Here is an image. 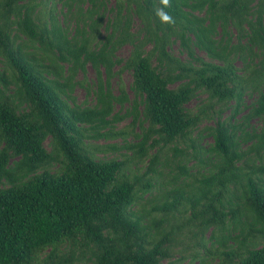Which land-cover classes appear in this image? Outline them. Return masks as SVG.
Listing matches in <instances>:
<instances>
[{
	"label": "trees",
	"instance_id": "obj_1",
	"mask_svg": "<svg viewBox=\"0 0 264 264\" xmlns=\"http://www.w3.org/2000/svg\"><path fill=\"white\" fill-rule=\"evenodd\" d=\"M87 1L91 6L68 35L52 10L41 17L39 1L0 0V264H161L171 239V230L164 227L169 214L186 202L191 219L202 217L201 226L224 228L228 212L231 218L241 214L240 205L230 200L225 211L222 197L231 185L241 189L237 198L253 224L264 228V0H171L165 11L175 20L172 25L156 16L163 7L160 0H125L126 10L140 17L148 36L138 38L122 29L102 39L96 30L100 17L92 18L102 0ZM64 4L71 10L70 1ZM89 18L92 32L86 33ZM170 36L180 39L187 61L169 53ZM126 41L133 46L123 66L132 69V89L139 97H134L133 112L142 100L149 121L129 148L146 155L147 146L158 141L147 144L154 131L182 156L187 152L177 143L187 140L190 157L199 163L193 182L161 192L141 211L135 205L153 187L152 177L124 173L122 160L96 159L83 141L88 129L94 130L91 137L103 135L95 128L108 123L112 99H127L122 86L119 98L109 90L114 51ZM148 42L153 46L146 51ZM194 47L211 60L198 56ZM237 58L243 62L239 68ZM87 63L97 75L96 105L79 108L69 92ZM199 91L207 93L206 100L196 111L186 108ZM251 92L256 99L242 113L243 97ZM20 102L29 110L20 111ZM225 108L231 112L222 117ZM204 119L213 120L206 127L212 144L205 152L197 143L201 134L191 136ZM252 119L260 120L259 128L251 127ZM48 136L50 151L44 146ZM10 156L18 157L12 169L6 167ZM54 159L59 171L51 172L47 165ZM156 161V154L149 158L147 171L159 174ZM172 162L178 168L174 181L195 175L181 159ZM248 230L257 232L252 224ZM223 255L228 264H264V241Z\"/></svg>",
	"mask_w": 264,
	"mask_h": 264
},
{
	"label": "rangeland",
	"instance_id": "obj_2",
	"mask_svg": "<svg viewBox=\"0 0 264 264\" xmlns=\"http://www.w3.org/2000/svg\"><path fill=\"white\" fill-rule=\"evenodd\" d=\"M39 1V8L41 17L47 18L48 13L52 10L56 22L62 27L66 28L68 35H72L75 31L76 23L78 19L84 15L86 8L91 6L90 1L84 0H36ZM64 1H70L72 8L66 11V5ZM123 2V7H120L119 2ZM127 12V13H126ZM98 15L100 17V24L96 27L98 35L102 39L107 34L113 33V37L120 34L122 29H126L131 35L134 34L138 38L148 36V30L140 17L133 11H127L125 8V0H102L101 5L97 7V13L92 15V18ZM119 20V23L114 21ZM92 19H87L84 25L86 33L92 32L89 22ZM80 26V25H79ZM115 27V28H114ZM230 31L232 36L235 34L234 28L231 27ZM21 38V37H19ZM18 38V41L20 40ZM167 49L173 56L187 61L185 50L180 45V39L176 36H170ZM233 42L237 39L233 37ZM132 43L130 41L123 42L117 45L113 59L115 63L113 65V75L109 79V90L114 98L121 96V86L127 96L126 100L119 101L112 99L111 101V113L106 117L108 123L100 125L95 128L102 136L91 137L94 133L93 129H88L84 132L86 135L84 143L87 150L96 159H117L122 160L124 164V173L137 175L140 178L147 179L152 177L153 187L149 191L144 192L137 200L135 209L141 211L144 208H149L151 201L156 200L161 192H168L174 188H177L185 183L193 182L192 179L199 177L195 171L199 167L197 159L190 157L191 148L188 145L187 140L179 139L177 146L187 152L186 156H182L179 152L175 154L172 144H165L159 135L154 131L150 132V137L147 144H150L153 140H158L157 143L152 146H147L146 155L141 154L138 148H129L131 144L137 143L142 138V132L149 126L148 118L145 116L143 109L144 104L139 101L136 107V113L133 112V100L136 96L133 89V73L132 69L125 68L123 65L126 63L130 52L132 50ZM152 42H148L145 45V49L150 50L152 48ZM196 54L206 60H211L205 51L194 47ZM156 63V57L152 59V64ZM234 64L236 67H241L243 62L241 59H235ZM4 68V63L0 61V71ZM106 76L104 72L101 73V80L103 87H105ZM97 75L93 67L87 63L85 72L78 71L74 77V85L69 92L70 96L74 100V103L79 108L89 107L92 108L96 105V89H97ZM177 84L174 83L173 85ZM2 87V86H1ZM12 87V86H10ZM11 92V88L8 90ZM256 93H246L243 97L246 107L242 109V113L247 110L253 101L256 99ZM137 100L139 99L138 96ZM207 93L199 91L186 103V108L196 111L199 106L206 100ZM14 101L17 100V96H14ZM70 105L72 101L70 98L65 97ZM20 111H28L29 107L25 102L19 103ZM218 106H215V110ZM230 109L225 108L221 114L222 117H227L230 114ZM135 115V119L133 120ZM240 114L236 118L240 119ZM213 120L204 119L199 123L197 128L191 134L196 138L197 134H201V140L197 143L203 148L209 147L212 144V138L207 133L206 127L211 125ZM251 127L259 128L260 120L252 119L250 121ZM251 127L247 128L251 130ZM4 146V141L0 139V150ZM44 146L47 151L52 149L51 137L48 136L44 140ZM244 147V146H243ZM53 151V150H52ZM52 153L55 154L53 151ZM53 154V155H54ZM157 155V161L155 169L159 174H153L147 171L149 165V158L153 155ZM181 159L182 163H185L189 172L195 173L193 177L179 178L177 180L172 179V174L178 171L175 163ZM18 157L10 156L7 160L6 167L13 168L15 161ZM48 169L51 172L59 171L60 163L54 159L48 165ZM146 173V174H144ZM194 184V183H193ZM241 189L238 187L230 186L229 193H225L222 200L225 204V211L228 209V203L226 200H230L232 206L236 204L240 205L241 214L238 217L231 218L229 212L224 218V228H220L217 224H209L207 226L200 225V219L202 217L191 219V209L189 204L183 202L182 206H179L180 211H174L168 216V222L164 223L166 231L171 230V239L164 246L167 249V257L161 260V264H228V258L223 255V252L233 249L235 252H243L245 247L260 246L264 241V228L258 223L253 224V219L250 212L242 203L241 199L237 196L240 195ZM160 215L159 213L156 214ZM252 224L257 232H248L249 225ZM263 228L262 232L259 229ZM154 230H151L153 232ZM158 237V235H157ZM47 252V249L43 250L39 256H43ZM234 260L237 257H232Z\"/></svg>",
	"mask_w": 264,
	"mask_h": 264
},
{
	"label": "clouds",
	"instance_id": "obj_3",
	"mask_svg": "<svg viewBox=\"0 0 264 264\" xmlns=\"http://www.w3.org/2000/svg\"><path fill=\"white\" fill-rule=\"evenodd\" d=\"M160 3L163 7L156 9V16L159 18L161 23L169 25L175 24L173 16L165 11L166 8L171 7V0H160Z\"/></svg>",
	"mask_w": 264,
	"mask_h": 264
}]
</instances>
